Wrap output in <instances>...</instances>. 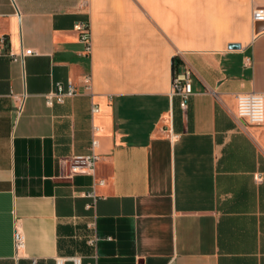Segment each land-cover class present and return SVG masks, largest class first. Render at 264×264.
<instances>
[{
    "label": "crops",
    "instance_id": "obj_1",
    "mask_svg": "<svg viewBox=\"0 0 264 264\" xmlns=\"http://www.w3.org/2000/svg\"><path fill=\"white\" fill-rule=\"evenodd\" d=\"M259 7L0 0V264H264V125L236 102L264 92ZM78 21L90 22V57ZM185 66L193 94L182 109L170 92ZM56 82L79 93L48 106ZM94 125L100 159L75 172Z\"/></svg>",
    "mask_w": 264,
    "mask_h": 264
},
{
    "label": "built area",
    "instance_id": "obj_2",
    "mask_svg": "<svg viewBox=\"0 0 264 264\" xmlns=\"http://www.w3.org/2000/svg\"><path fill=\"white\" fill-rule=\"evenodd\" d=\"M89 0H81V5L87 6ZM255 22H264V7L254 8L252 14ZM74 29L79 34V42L83 44L82 55L90 57L92 53L91 29L89 21H78L74 25ZM5 42V38L1 39ZM31 49L25 50L23 54H32ZM84 88L90 91L92 88V79L90 74L82 76ZM79 93L78 87L73 82L64 84L56 82L53 88L45 95L46 104L53 106L55 103H63L67 98L74 97ZM171 96L178 97L179 105L182 109L188 108L190 96L193 94L192 72L189 66H185L182 70H175L172 78ZM237 114L240 118L252 125H264V92H244L236 97ZM99 111L97 104H92V113ZM99 127L93 126V137L91 142L92 151L89 154L74 156L71 160V168L75 172H94L100 155L96 153L94 148L98 145L97 132ZM99 184L105 183L104 179L98 180ZM85 196L93 199V204L97 199L94 188L84 193ZM94 238L90 240L94 244ZM14 246L18 253L25 246V234L17 228L14 232ZM73 264H82L79 256H73Z\"/></svg>",
    "mask_w": 264,
    "mask_h": 264
},
{
    "label": "water",
    "instance_id": "obj_3",
    "mask_svg": "<svg viewBox=\"0 0 264 264\" xmlns=\"http://www.w3.org/2000/svg\"><path fill=\"white\" fill-rule=\"evenodd\" d=\"M229 47H230V48H237V47H239V44H237V43H232V44H229Z\"/></svg>",
    "mask_w": 264,
    "mask_h": 264
},
{
    "label": "trees",
    "instance_id": "obj_4",
    "mask_svg": "<svg viewBox=\"0 0 264 264\" xmlns=\"http://www.w3.org/2000/svg\"><path fill=\"white\" fill-rule=\"evenodd\" d=\"M176 58H174V60H175Z\"/></svg>",
    "mask_w": 264,
    "mask_h": 264
}]
</instances>
